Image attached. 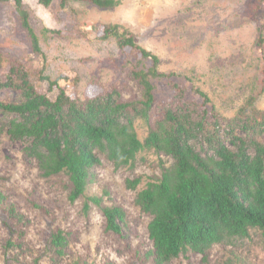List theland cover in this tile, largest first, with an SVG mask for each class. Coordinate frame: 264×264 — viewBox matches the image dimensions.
<instances>
[{"label": "rangeland", "instance_id": "1", "mask_svg": "<svg viewBox=\"0 0 264 264\" xmlns=\"http://www.w3.org/2000/svg\"><path fill=\"white\" fill-rule=\"evenodd\" d=\"M115 1L119 5L100 9L87 0H66L63 5L56 0L45 9L37 0H22L41 55L32 50L20 10L13 2L0 4V83L7 81L10 68L31 67L36 77L38 73L47 77L71 99L82 101L115 90L118 101H140L142 88L133 75L140 68L139 53L118 46L121 31L111 35L103 31L117 24L137 47L157 57L158 72L169 79L157 85L152 121L161 120V109L169 98L178 101L172 85L182 88L188 100L197 98L193 89L203 92L221 118L264 112V6L260 0ZM12 78L19 83L16 75ZM37 87L48 93L46 82H38ZM57 93L48 96L54 99ZM21 100L17 90L0 88V102ZM12 118L0 113V126ZM134 129L140 140L146 137L143 121H135ZM23 147L5 133L0 135V194L4 197L0 264H153L147 235L150 218L134 201L148 182L160 179L161 166L168 165L169 158L143 151L131 168L115 170L100 155L101 164L92 168L85 192L70 202L67 176L43 177L38 162L27 158ZM135 178L141 179L136 189H126L125 181ZM93 197L101 198L102 207L124 211L121 234L106 231L99 207L89 201ZM57 230L66 236L63 256H57L49 244ZM169 264H264V242L259 231L250 230L247 238L232 245L212 246L204 255L181 254Z\"/></svg>", "mask_w": 264, "mask_h": 264}, {"label": "trees", "instance_id": "2", "mask_svg": "<svg viewBox=\"0 0 264 264\" xmlns=\"http://www.w3.org/2000/svg\"><path fill=\"white\" fill-rule=\"evenodd\" d=\"M54 1L37 0L45 9ZM60 1L63 5L66 0ZM87 1L100 9L119 5L115 0ZM11 2L20 10L32 50L40 54L22 0H0V4ZM259 4L263 7L264 0ZM103 31L106 35L121 31L118 46L139 53L140 68L133 75L142 88L141 100L118 101V93L112 90L79 101L40 73L36 77L31 67L10 68L0 88L17 90L22 100L0 102V113L13 116L0 126V135L5 133L11 141L23 143V154L38 162L43 177L66 175L71 185L70 202L85 192L92 168L101 164L100 155L115 170L131 168L143 151L169 158L168 165L161 166L160 179L148 182L134 201L150 218L147 235L153 264H169L188 252L204 255L212 246L232 245L247 238L250 230L259 231L264 242V112L221 118L203 92L193 89L197 98L188 100L182 88L172 85L178 101L169 98L161 109V120L152 121L157 85L161 87V80L166 83L169 79L158 72L157 57L137 47L125 28L115 24ZM38 82L47 83L48 93L58 92L55 98L40 92ZM197 99L201 101L194 105ZM137 120L148 128L143 140L134 129ZM140 182V178L126 180L125 187L134 191ZM3 200L0 194V203ZM89 201L99 207L106 231L121 234L124 211L116 206L102 207L101 198ZM88 208L85 203L84 210ZM9 213L13 215V206ZM63 233L57 230L50 236L49 244L57 256H63L67 246Z\"/></svg>", "mask_w": 264, "mask_h": 264}]
</instances>
